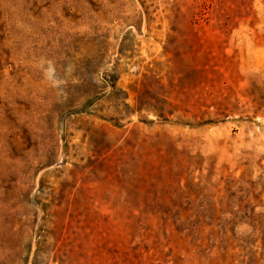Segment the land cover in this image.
Masks as SVG:
<instances>
[{
  "label": "rangeland",
  "instance_id": "374dc122",
  "mask_svg": "<svg viewBox=\"0 0 264 264\" xmlns=\"http://www.w3.org/2000/svg\"><path fill=\"white\" fill-rule=\"evenodd\" d=\"M0 264H264V0H0Z\"/></svg>",
  "mask_w": 264,
  "mask_h": 264
}]
</instances>
